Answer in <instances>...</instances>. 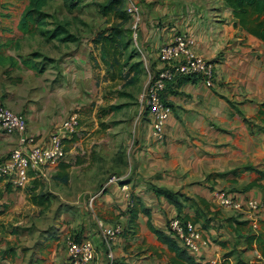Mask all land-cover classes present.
<instances>
[{"label":"crops","instance_id":"1","mask_svg":"<svg viewBox=\"0 0 264 264\" xmlns=\"http://www.w3.org/2000/svg\"><path fill=\"white\" fill-rule=\"evenodd\" d=\"M30 1L16 15L4 13L0 0V54L5 55V45V56L16 61L15 66H0V101L25 115L27 134L36 145L48 146L73 114L80 84L95 86L93 38L91 44L80 43L74 51L66 46L52 55L60 73L47 69L41 78L46 71L40 72L36 63L42 59L38 44L51 46L57 39L38 29H20ZM135 1L143 14L139 39L155 70L161 67L160 49L186 33L195 39L197 51L217 64L219 80L213 88L189 80L168 86L172 113L164 141L155 138L143 101L129 112L125 126L112 131L126 147L117 183L97 175L94 141L84 145L76 132L64 140V162L39 174L31 171L23 186L0 180V264H69L68 238L93 242L96 258L91 264H177L169 240L185 247L170 228L176 218L192 223L201 234V250H186L198 263H256V245L247 237L264 222V122L258 118L264 106V43L236 24L224 0ZM31 38L36 43L29 45ZM20 145V134L0 129L3 154ZM220 190L235 196L242 209L218 205ZM41 193L50 197L48 208L32 202ZM251 201L259 208L252 209ZM119 225L123 232L107 241L104 230ZM154 229L168 239L159 238Z\"/></svg>","mask_w":264,"mask_h":264},{"label":"rangeland","instance_id":"2","mask_svg":"<svg viewBox=\"0 0 264 264\" xmlns=\"http://www.w3.org/2000/svg\"><path fill=\"white\" fill-rule=\"evenodd\" d=\"M2 1L3 5L1 7L5 11L3 12H12L16 15L20 14L25 3V0ZM101 1L85 0L76 4L75 7H71L69 0H48L43 9L51 17L46 20L45 25L38 27L37 32L47 37L48 32H52L56 26L62 25L68 33L75 36V41L70 42L72 44L68 45L56 40L51 46L45 45L42 41L38 44L41 52L38 53V59H41V56L42 59L36 63L43 69L42 71L45 72L50 69L53 75H59L60 69L52 55L62 53L66 46L69 48L68 50L74 51L80 46V43L91 44L93 38V47L91 46L93 56L90 57V60L94 62L95 75L93 78L96 80L95 86L88 87L82 83L80 84V100L73 103L75 106L72 113L78 114L80 121V126L75 131L76 134L80 133L78 139L84 140V145L94 141L91 145V154L97 175L103 174L110 179L113 176H118V173L123 169L122 164L126 157L124 140H120L119 135L113 134L112 131H119L123 125L125 126L128 122L127 118L130 117L129 112L140 106L149 77L155 69L154 65L152 66V60L145 52L141 40L139 38L137 40L134 36L132 21L126 26L130 30L128 34V39L131 41L130 49L125 54L110 57L109 64L103 62L101 46L97 44L96 39L98 40L101 32L111 29L114 19L101 13ZM132 4H137V2L135 0H125L126 9L131 7ZM33 41L36 43L35 38L28 39L29 45H32ZM46 50H48V56H45ZM2 52L5 55L8 53V48L5 45ZM94 54H96V57ZM128 57L130 58L128 59ZM94 58L95 61H93ZM127 59L128 64H125ZM136 63H139V69H137L139 72L131 67ZM80 71H82L80 79L83 82L85 71L83 69ZM37 72L39 71L37 70ZM46 73L47 71L41 78L47 75ZM3 86L4 84L0 82V90ZM82 127L83 129H81ZM109 131H111V134H109ZM110 135L111 141L109 140V144L107 137H110ZM12 152V150L5 151L3 154L0 149V164L7 160Z\"/></svg>","mask_w":264,"mask_h":264},{"label":"built area","instance_id":"3","mask_svg":"<svg viewBox=\"0 0 264 264\" xmlns=\"http://www.w3.org/2000/svg\"><path fill=\"white\" fill-rule=\"evenodd\" d=\"M127 11L131 16L134 36L138 40V32L143 22L142 9L138 4H132ZM159 60L161 68L150 75L142 101L148 107L155 138L158 141H164L165 126L172 108L162 95L167 91L169 83L176 78L188 77L193 83H202L213 88L219 80V74L217 64L199 53L195 39L186 33H178L171 43L164 45L160 49ZM79 126L78 114L73 113L63 121L61 127L51 137L48 146H39L27 134L28 123L25 115L13 111L0 101V129L9 135H21V145L0 164V177L9 178L15 186H23L28 183L31 171L39 174L50 166H57L64 162L68 156L64 140ZM119 181L118 176H113L109 180L113 183ZM215 198L217 204L222 207L242 209L238 199L225 190L218 191ZM249 205L252 209H258L260 206L256 201H251ZM170 228L187 250L194 253L201 250V234L195 225L176 218L171 221ZM122 232L123 228L119 225L112 229H105L104 235L106 240L110 241ZM67 246L69 264H91L96 258L94 244L88 239L78 242L74 238H68ZM255 256V264H264V256L257 248Z\"/></svg>","mask_w":264,"mask_h":264},{"label":"trees","instance_id":"4","mask_svg":"<svg viewBox=\"0 0 264 264\" xmlns=\"http://www.w3.org/2000/svg\"><path fill=\"white\" fill-rule=\"evenodd\" d=\"M85 0H69L70 6L75 7L76 4L83 2ZM227 7L231 9L236 24L251 34L252 36L260 39L264 43V0H224ZM48 0H31L29 7L25 10L23 17L20 23V29L24 32H34L38 27L45 25V22L51 16L43 8L47 4ZM125 0H102L100 2L101 13L106 16L114 19L112 27L109 31L101 32L97 44L101 46V58L103 62L109 64V58L112 56L117 57L118 54H125L131 47V41L128 39V34L130 30L126 28L127 24L131 23V16L125 8ZM33 26V27H32ZM32 27V28H31ZM49 39H57L60 42H69L74 41L75 36L68 33L65 27L62 25L56 26L54 31L48 32ZM160 52V51H159ZM158 52V59H159ZM130 57H128L129 59ZM128 59L125 61V64H128ZM160 62V60H159ZM27 67H31L30 61H23ZM161 64V63H160ZM15 66L16 61L14 57H7L3 54H0V66ZM36 69V66H32ZM135 70L139 69V63L131 65ZM161 67L154 71L158 72ZM42 72V70L40 71ZM137 72H139L137 70ZM184 80H189L188 77H180L174 79L168 86L174 82H181ZM191 80V79H190ZM189 80V81H190ZM168 90V89H167ZM166 91L163 93V99L166 101ZM167 102V101H166ZM258 118L264 122V106L258 112ZM5 179V177H0V180ZM160 192H164L159 190ZM172 199V198H171ZM32 202L34 204H39L45 208H48L51 205L50 197L44 193L39 195H33ZM137 203L133 206L132 215L136 219L138 213L135 211ZM177 206L180 207V204L177 202ZM143 209V208H142ZM145 209V208H144ZM147 211V210H145ZM149 214V212H147ZM247 224V223H246ZM262 228L260 230H254L255 232H250L247 237L248 243L250 245L255 244L256 248L264 256V222H261ZM151 228L152 225L150 224ZM154 231L157 233L159 238L167 240L168 238L159 231ZM169 247L172 251L176 253L178 263L177 264H202L198 263L192 256L189 255L186 248L185 250L179 247V245L169 240ZM187 250V251H186ZM172 264H176L172 262ZM208 264V263H206ZM222 264H230L227 260Z\"/></svg>","mask_w":264,"mask_h":264}]
</instances>
